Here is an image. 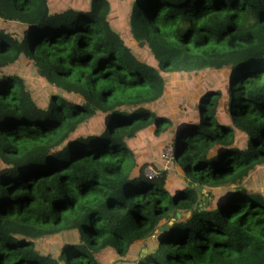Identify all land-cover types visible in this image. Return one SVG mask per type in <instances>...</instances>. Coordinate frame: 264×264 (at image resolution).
<instances>
[{
	"label": "trees",
	"instance_id": "16d2710c",
	"mask_svg": "<svg viewBox=\"0 0 264 264\" xmlns=\"http://www.w3.org/2000/svg\"><path fill=\"white\" fill-rule=\"evenodd\" d=\"M207 70L225 77L190 115L153 111L169 76ZM150 135L190 183L141 157ZM263 164L264 0H0V264H264V193L243 183Z\"/></svg>",
	"mask_w": 264,
	"mask_h": 264
},
{
	"label": "rangeland",
	"instance_id": "374dc122",
	"mask_svg": "<svg viewBox=\"0 0 264 264\" xmlns=\"http://www.w3.org/2000/svg\"><path fill=\"white\" fill-rule=\"evenodd\" d=\"M47 1L50 6H53L58 10L61 3L63 5H68L74 0ZM112 3L113 8L111 10L110 16L112 26L117 34L126 37L128 41V39H131V36L128 32V18L131 12L130 2H124L122 4L117 2ZM132 49L136 55L139 57L142 56L138 50L139 47L134 46ZM34 69L35 68L32 61L24 60L19 62L13 71L20 74L22 79L27 84V88H29L28 90L32 92L34 96L33 98L46 102L49 99L50 94L55 90L53 86L47 84L43 79H40V77L34 73ZM224 77L225 72H213L209 70L198 72L197 74L193 75L169 76L167 79L171 91L168 92L160 101H156L152 105V109L154 112L167 115L168 118L180 112L184 113V116H188L197 107L196 101L198 94L196 95V93H199L205 88L218 89V83H220ZM174 88L180 90V92H176ZM220 106L223 109L225 108V105L222 102H220ZM150 137V139H147V146H144L146 149L140 151L141 157L152 162L161 171H166L167 179L169 181L178 185H186L190 183L191 181L189 178L181 173L179 167L177 165L172 166V162L170 163L171 156L174 154L173 146L170 143L162 142L160 147L159 145H156V137H153V139L152 135H150ZM149 167H152L153 170L152 165ZM243 183L248 184L249 187L256 188L258 191L264 193V164L249 171L248 176L243 179ZM209 188L211 190H216L214 187ZM104 257L105 255L102 257V259L105 264H128L124 262V259H114L110 256Z\"/></svg>",
	"mask_w": 264,
	"mask_h": 264
},
{
	"label": "water",
	"instance_id": "95a60500",
	"mask_svg": "<svg viewBox=\"0 0 264 264\" xmlns=\"http://www.w3.org/2000/svg\"><path fill=\"white\" fill-rule=\"evenodd\" d=\"M202 193H205V191H202ZM189 216H190L189 213H188V214H184L183 216H181L180 214H178V215H177V218H181V217L188 218ZM172 222H173V219H172V221L169 223V225H166V226L160 228L159 230L162 231V230L168 229L169 226L172 224ZM145 252H146V250L143 249V250L141 251V254H140V255L143 256V255L145 254Z\"/></svg>",
	"mask_w": 264,
	"mask_h": 264
},
{
	"label": "built area",
	"instance_id": "2783aa9c",
	"mask_svg": "<svg viewBox=\"0 0 264 264\" xmlns=\"http://www.w3.org/2000/svg\"><path fill=\"white\" fill-rule=\"evenodd\" d=\"M150 169V168H149ZM147 170L146 172V176L149 178V179H152V178H155L157 176V173L152 170V168L150 170Z\"/></svg>",
	"mask_w": 264,
	"mask_h": 264
},
{
	"label": "clouds",
	"instance_id": "9594fccd",
	"mask_svg": "<svg viewBox=\"0 0 264 264\" xmlns=\"http://www.w3.org/2000/svg\"><path fill=\"white\" fill-rule=\"evenodd\" d=\"M172 157V156H171ZM171 161V160H170Z\"/></svg>",
	"mask_w": 264,
	"mask_h": 264
}]
</instances>
